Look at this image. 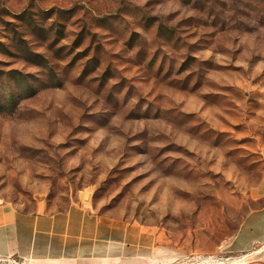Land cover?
<instances>
[{"label":"rangeland","instance_id":"obj_1","mask_svg":"<svg viewBox=\"0 0 264 264\" xmlns=\"http://www.w3.org/2000/svg\"><path fill=\"white\" fill-rule=\"evenodd\" d=\"M263 192L264 0H0V203L81 207L97 264H250Z\"/></svg>","mask_w":264,"mask_h":264},{"label":"crops","instance_id":"obj_2","mask_svg":"<svg viewBox=\"0 0 264 264\" xmlns=\"http://www.w3.org/2000/svg\"><path fill=\"white\" fill-rule=\"evenodd\" d=\"M100 229V222L78 206L50 213L41 202L31 210L8 202L0 203V261L20 259L23 264H97L95 247ZM262 242L264 207L247 216L234 238V246L242 252ZM87 246L91 251L82 253Z\"/></svg>","mask_w":264,"mask_h":264},{"label":"bare ground","instance_id":"obj_3","mask_svg":"<svg viewBox=\"0 0 264 264\" xmlns=\"http://www.w3.org/2000/svg\"><path fill=\"white\" fill-rule=\"evenodd\" d=\"M247 260H248V258H246V257H242V258L236 259V260L233 259V261H229V262L228 261L227 262L226 261L225 262H221V261H217V260H214V259H208V260H204L201 264H246Z\"/></svg>","mask_w":264,"mask_h":264}]
</instances>
